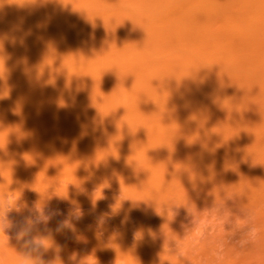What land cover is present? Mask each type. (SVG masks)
Segmentation results:
<instances>
[{
  "label": "bare ground",
  "instance_id": "1",
  "mask_svg": "<svg viewBox=\"0 0 264 264\" xmlns=\"http://www.w3.org/2000/svg\"><path fill=\"white\" fill-rule=\"evenodd\" d=\"M0 264H264V0H0Z\"/></svg>",
  "mask_w": 264,
  "mask_h": 264
},
{
  "label": "clouds",
  "instance_id": "2",
  "mask_svg": "<svg viewBox=\"0 0 264 264\" xmlns=\"http://www.w3.org/2000/svg\"><path fill=\"white\" fill-rule=\"evenodd\" d=\"M251 235H252L253 237H255V235H256L255 229H252V230H251ZM25 244H26V245H29L30 247L34 246V242L31 241V240H26V241H25ZM25 256L30 257L29 255H25Z\"/></svg>",
  "mask_w": 264,
  "mask_h": 264
},
{
  "label": "rangeland",
  "instance_id": "3",
  "mask_svg": "<svg viewBox=\"0 0 264 264\" xmlns=\"http://www.w3.org/2000/svg\"><path fill=\"white\" fill-rule=\"evenodd\" d=\"M76 210H77V209H76ZM77 211H79V209H78ZM33 215L36 216V213L33 214ZM10 235H11V234H10ZM238 235H239V237H238ZM236 237H238V238L240 239V237H241L240 233L236 234V236H235L234 238H236ZM239 239H233V240L238 241Z\"/></svg>",
  "mask_w": 264,
  "mask_h": 264
}]
</instances>
